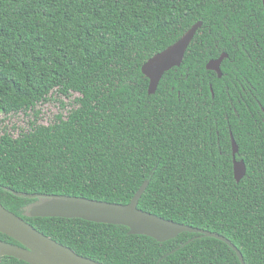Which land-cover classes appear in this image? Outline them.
<instances>
[{
    "label": "trees",
    "instance_id": "1",
    "mask_svg": "<svg viewBox=\"0 0 264 264\" xmlns=\"http://www.w3.org/2000/svg\"><path fill=\"white\" fill-rule=\"evenodd\" d=\"M198 21L182 64L150 94L143 64ZM224 52L219 77L206 65ZM54 92L79 93L77 106L39 123L36 107ZM28 110L18 136L0 126V204L41 232L104 264H241L215 237L161 242L126 225L33 216L45 198L16 193L126 204L149 180L141 209L220 233L246 264H264L263 0H0V113ZM231 133L247 165L239 182Z\"/></svg>",
    "mask_w": 264,
    "mask_h": 264
},
{
    "label": "water",
    "instance_id": "2",
    "mask_svg": "<svg viewBox=\"0 0 264 264\" xmlns=\"http://www.w3.org/2000/svg\"><path fill=\"white\" fill-rule=\"evenodd\" d=\"M202 24V21L196 22L176 42L155 53L143 64L142 72L150 80L148 87L150 94L157 91L166 71L182 64L187 48ZM226 57H228V53L224 52L219 57L209 60L206 65L207 69L217 72L218 76L222 77L221 64ZM231 137L234 175L236 181L239 182L247 173V165L244 159H237L239 146L232 133ZM149 183V180L144 181L131 201L126 204L64 194L22 191H16V193L20 196L47 199H43L32 207L31 214L33 216L80 217L95 222L126 225L132 234L148 235L161 242L173 239L182 232L201 233L226 242L236 251L241 264H246L242 252L226 236L215 231L176 222L141 209L139 201ZM0 233H4L21 243V245L11 244L0 238V264H3L4 256H12L30 264H104L81 255L71 247L46 235L2 204H0Z\"/></svg>",
    "mask_w": 264,
    "mask_h": 264
},
{
    "label": "rangeland",
    "instance_id": "3",
    "mask_svg": "<svg viewBox=\"0 0 264 264\" xmlns=\"http://www.w3.org/2000/svg\"><path fill=\"white\" fill-rule=\"evenodd\" d=\"M50 100L39 103L36 107L40 111L39 123L49 124L55 121L59 113L67 116L68 112L77 106L76 98L79 93H73L71 97L54 92L50 95ZM34 118V111H21L11 115L0 113V126H6L8 131L14 136H18L22 130L29 127V122Z\"/></svg>",
    "mask_w": 264,
    "mask_h": 264
},
{
    "label": "flooded vegetation",
    "instance_id": "4",
    "mask_svg": "<svg viewBox=\"0 0 264 264\" xmlns=\"http://www.w3.org/2000/svg\"><path fill=\"white\" fill-rule=\"evenodd\" d=\"M231 147H232V137H231Z\"/></svg>",
    "mask_w": 264,
    "mask_h": 264
}]
</instances>
